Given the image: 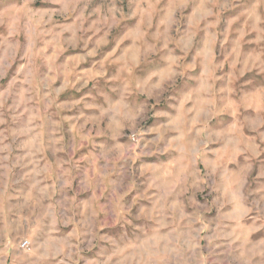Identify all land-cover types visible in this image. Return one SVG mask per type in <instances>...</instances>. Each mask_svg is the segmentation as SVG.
Segmentation results:
<instances>
[{"label": "rangeland", "instance_id": "obj_1", "mask_svg": "<svg viewBox=\"0 0 264 264\" xmlns=\"http://www.w3.org/2000/svg\"><path fill=\"white\" fill-rule=\"evenodd\" d=\"M0 264H264V0H0Z\"/></svg>", "mask_w": 264, "mask_h": 264}, {"label": "crops", "instance_id": "obj_2", "mask_svg": "<svg viewBox=\"0 0 264 264\" xmlns=\"http://www.w3.org/2000/svg\"><path fill=\"white\" fill-rule=\"evenodd\" d=\"M87 159V161H86ZM97 159L93 158V160H90L88 158H85L81 160V162H79L78 164H73V165H69V166H65V182L71 179H75L74 177H76V181L80 182V180H84L85 178V169H89L91 170L90 172L93 173V176H97L96 174V170H98L99 164H96ZM89 167V168H87ZM58 172V171H57ZM64 175V174H63ZM56 179L60 180V176L55 175ZM72 180V181H73ZM49 184V183H48ZM67 187V182L65 183V189ZM58 190V189H57ZM55 188L49 190V192L47 193L49 198L51 199L49 204H58L57 199H55L56 197V191Z\"/></svg>", "mask_w": 264, "mask_h": 264}, {"label": "built area", "instance_id": "obj_3", "mask_svg": "<svg viewBox=\"0 0 264 264\" xmlns=\"http://www.w3.org/2000/svg\"><path fill=\"white\" fill-rule=\"evenodd\" d=\"M132 139L135 140L134 137H132ZM20 247L22 249H27L28 248V242L27 241L21 242Z\"/></svg>", "mask_w": 264, "mask_h": 264}]
</instances>
